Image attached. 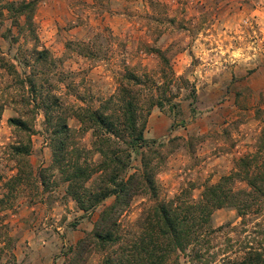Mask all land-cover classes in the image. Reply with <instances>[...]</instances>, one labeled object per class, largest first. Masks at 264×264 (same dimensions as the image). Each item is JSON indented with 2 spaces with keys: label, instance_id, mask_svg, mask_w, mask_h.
<instances>
[{
  "label": "rangeland",
  "instance_id": "rangeland-1",
  "mask_svg": "<svg viewBox=\"0 0 264 264\" xmlns=\"http://www.w3.org/2000/svg\"><path fill=\"white\" fill-rule=\"evenodd\" d=\"M39 1L38 40L23 36L11 43L3 34L11 21L0 24V52L16 64L21 78L35 68L33 48L47 49L55 63L37 65L44 87L61 103L96 108L132 71L142 77V106L164 93L172 100L151 110L148 140L203 136L194 151L180 144L168 154L156 176L160 198L172 199L191 188L192 198L199 199L205 185L235 169L237 159L258 153L264 143V0ZM83 46L86 53L80 52ZM30 95L27 84L23 87L0 68L1 192H8L5 184L18 172L10 147L20 138L10 117L24 113L33 124L30 162L36 177L18 186L13 208L3 213L7 226L0 231V248L11 239L0 251V264H63L64 251L93 229L102 206L85 214L67 196V183L57 172L53 186L41 184L39 171L51 164L52 152L43 110L33 101L24 106ZM69 124L80 128L76 118ZM91 140V132L81 138L88 148ZM140 167V150H135L128 174ZM235 187L245 183L238 181ZM148 200L146 195L133 199L121 217L124 228L133 226ZM240 220L234 209L215 211L213 225L222 228L217 233L220 245L234 235L231 227ZM88 257L87 264L102 259L95 251ZM179 264H188L185 255Z\"/></svg>",
  "mask_w": 264,
  "mask_h": 264
},
{
  "label": "trees",
  "instance_id": "trees-1",
  "mask_svg": "<svg viewBox=\"0 0 264 264\" xmlns=\"http://www.w3.org/2000/svg\"><path fill=\"white\" fill-rule=\"evenodd\" d=\"M39 0H0V24L8 19L12 26L3 34L11 43L23 36L38 40L35 15ZM16 29V33L13 30ZM86 53L87 46H83ZM35 68L26 79L16 64L0 52V68L28 85L31 98L45 116V131L52 152L51 164L39 171L45 189L53 186L54 172L67 183L66 194L85 214L102 206L91 231L64 251L63 264H87L93 251L102 255L100 264H179L183 255L188 264H264V143L258 153L246 154L236 160L233 171L218 182L207 184L200 198H192L191 188H184L172 199L160 198L156 176L163 168L168 154L178 146L195 150L203 138L174 137L168 142L150 141L145 136L151 110L163 109L170 98L152 96L146 107L141 105L138 86L142 77L128 71L120 80L117 92L96 107L61 103L52 90L45 88L37 65H51L55 60L47 49L33 48ZM173 107V105H172ZM4 105L0 104V121ZM34 109H30L31 114ZM76 118L80 128L69 124ZM9 123L18 132L19 140L10 149L18 172L0 189V231L6 228L4 212L13 208L15 191L25 181L35 179L30 162L34 127L29 115L10 117ZM91 132V148L81 138ZM140 150L141 167L128 174L133 152ZM190 151V152H191ZM245 187L236 188L237 182ZM148 196L141 215L132 227L124 228L121 217L133 199ZM113 197L110 204L106 200ZM231 208L241 218L231 227L232 237L225 244L217 242L213 215L216 210ZM253 224V225H252ZM11 237L3 241V252ZM218 248V249H217Z\"/></svg>",
  "mask_w": 264,
  "mask_h": 264
}]
</instances>
